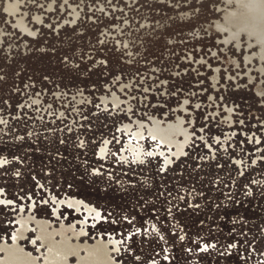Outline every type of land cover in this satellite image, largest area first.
I'll list each match as a JSON object with an SVG mask.
<instances>
[{
  "label": "rangeland",
  "instance_id": "rangeland-1",
  "mask_svg": "<svg viewBox=\"0 0 264 264\" xmlns=\"http://www.w3.org/2000/svg\"><path fill=\"white\" fill-rule=\"evenodd\" d=\"M128 1L0 0V243L32 215L115 240L116 264H264V48L239 30L264 0ZM177 115L184 153L146 136L137 159L135 119ZM69 197L99 216H55ZM31 229L18 245L47 264Z\"/></svg>",
  "mask_w": 264,
  "mask_h": 264
},
{
  "label": "bare ground",
  "instance_id": "bare-ground-1",
  "mask_svg": "<svg viewBox=\"0 0 264 264\" xmlns=\"http://www.w3.org/2000/svg\"><path fill=\"white\" fill-rule=\"evenodd\" d=\"M128 2H130V0ZM248 2L257 5L259 1L248 0ZM258 4L264 7V4L261 3ZM238 24H240V22L232 21V25H238ZM241 25L242 27L239 30L245 31L243 35L246 34L250 36L251 40L249 42L255 40L254 44L257 45V47L256 46L252 47L251 45V49L249 50V53L251 51L258 52L260 49V52L258 53V55L260 56L264 48V30H263L264 28L254 29V25L245 20L243 21V23H241ZM248 57L252 58V55ZM103 96L101 97L102 102L106 104V100H108L109 98H105ZM111 99L114 101V104L120 103L119 96L115 93ZM112 100L107 101V103L108 102L113 103ZM125 105L127 108L125 110H127L128 112L131 111V108L129 106L130 104L128 101L125 102ZM134 118H131L130 120L133 121ZM150 118L151 121L147 123L140 121L139 118L135 119L137 121L138 127L134 128L135 131L131 133H132V137H134L135 140H137L139 143H134L135 141L132 143V141L130 140L131 137H129L130 141L127 143V147L131 150V152L135 154L137 159L142 158L141 157L143 155V154L141 155L142 153L141 151L143 150L142 140H144L146 136L155 140L157 145L156 148H153L148 152L151 154L159 153L160 155H165L166 162L169 161L172 156L177 157L183 154L185 151V146L189 142L191 137V133L189 132L188 127L184 125L185 120L183 119V116L181 117L180 115H177V118L169 119V120H167L165 117L159 118L157 116H150ZM126 123L129 122H125V124L121 125V128L126 132H128L131 130L130 129L131 124H126ZM106 145L107 142L101 148L100 150L101 154L104 153L106 149ZM162 146L164 147L166 146L167 149L161 148ZM123 155H125V153H123ZM130 155L132 156V154ZM64 204L67 205L68 207L74 208L77 212L79 211L81 213L82 211H85L86 216L92 213H94L97 217L99 216L98 210H96L93 206L89 205L84 200H80L78 198H72V197L63 199L61 201L59 199L55 200V206H54L55 216L57 215L58 208ZM33 217L34 216L32 215L21 216V219L19 220L20 227L18 234L20 235L23 232L25 233L26 230L30 228L29 225L30 220L32 219L34 220L36 224L37 233L39 231L38 237L42 239L43 243L48 245L49 254L47 258L48 261L47 264H71L68 261H63V258L67 259L71 254L77 255L78 257L77 264H116L114 258L110 254L112 247L110 248L109 244L111 241H105L104 239H102V237H99L93 243H89L87 241L84 242V240H80V237L85 233L84 229L76 230L74 224L69 225L65 222H62L61 225L58 226V228L53 227V229H51L50 227L51 221H48V219H39ZM58 236L60 237V240L56 239V237ZM113 241L112 242L115 243V240ZM35 242L36 240H33V243ZM1 248H4L7 251V255H11L14 252L23 251L21 250L20 247L17 246V243H15V246H7L4 244L3 246H0V249ZM82 249L85 252L84 256L81 255ZM16 258L17 259H13L10 256H8L5 261H17V264H34L33 261L27 259L26 255H16Z\"/></svg>",
  "mask_w": 264,
  "mask_h": 264
},
{
  "label": "crops",
  "instance_id": "crops-1",
  "mask_svg": "<svg viewBox=\"0 0 264 264\" xmlns=\"http://www.w3.org/2000/svg\"><path fill=\"white\" fill-rule=\"evenodd\" d=\"M34 217H35V216H34ZM34 217H33V218H34ZM35 218H37V217H35ZM20 219H21V218H20ZM20 219H19V220H20ZM39 219H44V218H39ZM48 221H51V226H50V227H51V229H53V227H55V226H53V223H52L53 220H52V219H50V220L48 219ZM19 224H20V222H18V227H20ZM73 224H74V223H73ZM29 225H30V228H29L28 230H26L25 233L23 232L24 234L22 233V234L19 235V234H18V232H19V228L17 229V232L14 233V237H13V240H12V241H13V245H9V244H7V243L4 241L2 244L0 243V246H3L4 244L7 245V246H15V243H17V246L20 247L21 250H23V248H22L21 246L18 245L19 241H21L22 238L26 237V235L28 234V231H29V230H32L31 227H32L33 225H35V228H36V224H35V222H34L33 219L30 220ZM69 225H70V224H69ZM55 228H58V227H55ZM83 229H84V228H83ZM38 233H39V231H38ZM38 233H37V231H36V234H38ZM100 237H101V236H100ZM56 239H57V240H60V237L58 236V237H56ZM34 240H35V239H34ZM32 243H33V242H32ZM40 243H41V245H43V246H45V247L47 248V255H48V254H49V253H48V245L45 244V243H43L42 239H40ZM33 244H35V243H33ZM40 248H42V247H40ZM40 248H39V250H40ZM23 251H24V250H23ZM0 252H3V253L5 254V258H4V259H1V258H0V261H5V260L7 259L8 256H10V257L13 258V259H17V258H16V255H24V254L22 253V251L14 252V253L11 254V255H7V251H6L4 248H1V249H0ZM28 254L30 255V253H27V254H26L27 259H29L30 261H33L34 264H38V261H39L38 259H39V258H37V257H31V256L29 257ZM82 254L85 255V252H84L83 249L81 250V255H82ZM84 255H82V256H84ZM73 256L75 257V256H77V255H76V254H71L67 259H66V258H63V261H68L69 263H71V262H70V258L73 257ZM47 258H48V256H47ZM47 258H46V260H45L46 263L48 262V261H47ZM34 259H36V260H34ZM34 261H37V262H34ZM14 262H17V261H14ZM77 262H78V261H77ZM71 264H72V263H71ZM76 264H77V263H76Z\"/></svg>",
  "mask_w": 264,
  "mask_h": 264
},
{
  "label": "flooded vegetation",
  "instance_id": "flooded-vegetation-1",
  "mask_svg": "<svg viewBox=\"0 0 264 264\" xmlns=\"http://www.w3.org/2000/svg\"><path fill=\"white\" fill-rule=\"evenodd\" d=\"M0 161H2V160H0ZM0 264H17V262H14V261H0Z\"/></svg>",
  "mask_w": 264,
  "mask_h": 264
}]
</instances>
